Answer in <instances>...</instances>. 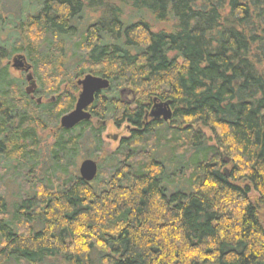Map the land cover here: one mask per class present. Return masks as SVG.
<instances>
[{"label":"trees","instance_id":"16d2710c","mask_svg":"<svg viewBox=\"0 0 264 264\" xmlns=\"http://www.w3.org/2000/svg\"><path fill=\"white\" fill-rule=\"evenodd\" d=\"M9 4L0 264H264V0ZM19 55L33 98L10 73ZM87 74L110 87L89 121L61 129ZM154 101H170L169 121L147 115ZM107 121L129 133L115 150ZM85 159L98 166L92 182L78 174ZM11 175L17 201L6 195Z\"/></svg>","mask_w":264,"mask_h":264},{"label":"water","instance_id":"95a60500","mask_svg":"<svg viewBox=\"0 0 264 264\" xmlns=\"http://www.w3.org/2000/svg\"><path fill=\"white\" fill-rule=\"evenodd\" d=\"M13 60L14 68H23L25 72H28L25 76V82L28 83V86L25 88V93L33 98L37 86L34 77L29 73L31 69L30 66L25 63L26 61L21 55L16 56L13 58ZM76 85L79 87L80 91L78 93L74 108L71 110V112L60 118L59 127L61 129L70 130L82 122L89 121L91 119V113L88 111L89 108L93 104L96 95L110 87V82L105 78L87 74L80 78L76 82ZM37 101L40 103L41 100L38 99ZM147 115L155 120L162 119L165 122L169 121L172 117L170 101L159 103L154 101V104ZM102 125H105V123H102ZM113 140L115 141L116 137H113ZM228 162L229 160L225 161V163ZM97 172L98 166L94 160L85 159L79 164L78 174L81 179L86 182H92L95 179Z\"/></svg>","mask_w":264,"mask_h":264},{"label":"rangeland","instance_id":"374dc122","mask_svg":"<svg viewBox=\"0 0 264 264\" xmlns=\"http://www.w3.org/2000/svg\"><path fill=\"white\" fill-rule=\"evenodd\" d=\"M0 3H1V5L2 6H4V7H7L8 8V6H10V4H9V0H0ZM0 5V8L2 7ZM3 8V7H2ZM1 8V9H2ZM84 22H87V20H84ZM83 23V22H82ZM160 29V27H157L156 29ZM5 31V30H4ZM1 40L2 41H4L5 39H6V35L5 34H3V35H1ZM16 57V56H15ZM15 57H13V58H15ZM13 58L9 61V69H10V73H11V75L13 76V77H15V78H21V79H23V80H25V76L27 75V73L28 72H25L24 71V69L22 68V69H16V68H14L13 67V65H14V60H13ZM26 63V62H25ZM4 64H6V63H4ZM29 73L30 74H32V76H33V72H32V70L30 69V71H29ZM35 79V78H34ZM35 83H36V86H37V82H36V80H35ZM28 86V83H25V86L23 87V88H26ZM37 89H38V86H37ZM79 91H80V89L78 90V93H79ZM78 93L75 95L76 96V98H77V96H78ZM126 96V95H125ZM35 98L36 99H43L44 100V98H41V97H39L38 95H35ZM105 127H104V132H103V134H102V137H103V139H104V141H105V143L107 144V146H108V149L109 150H115L116 148H117V146H118V144H119V141H120V139H122V138H126V137H128V135H129V133H128V130H126V128L124 127V125H122V126H120V127H115L114 125H113V123L111 122V121H107V123L104 125ZM42 137H43V141L45 140V143H43V144H46V143H49L51 140L49 139V136H48V133H46V134H43L42 135ZM113 137H116V140L114 141L113 140ZM42 151L44 152V157L46 156V155H48V151L46 152V146H44L43 148H42ZM46 158V157H45ZM35 171V176L38 178H41V173L40 172H38V171H36V170H34ZM33 171V172H34ZM12 176V175H11ZM15 176H19L17 173L15 174ZM33 176V174H30L29 175V178L28 179H23L22 181L24 182V180L25 181H27V182H29V180H30V177H32ZM14 176H12L10 179L8 178V179H6V181H5V183H6V190H7V192H6V195L11 199V200H13V201H17V197H16V192L19 190V183H18V180H15L14 181V178H13ZM20 182V181H19ZM9 198H8V200H9ZM10 201V200H9ZM260 216H261V221H262V223L264 222V211H262L261 213H260ZM48 263H53V259H48ZM58 263V262H57ZM58 264H61V263H58Z\"/></svg>","mask_w":264,"mask_h":264}]
</instances>
